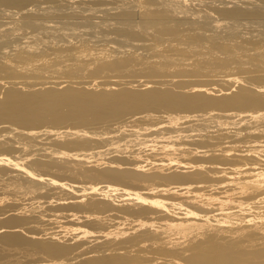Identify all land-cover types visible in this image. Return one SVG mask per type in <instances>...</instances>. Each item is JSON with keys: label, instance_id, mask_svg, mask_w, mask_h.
<instances>
[{"label": "bare ground", "instance_id": "1", "mask_svg": "<svg viewBox=\"0 0 264 264\" xmlns=\"http://www.w3.org/2000/svg\"><path fill=\"white\" fill-rule=\"evenodd\" d=\"M0 264H264V0H0Z\"/></svg>", "mask_w": 264, "mask_h": 264}, {"label": "rangeland", "instance_id": "2", "mask_svg": "<svg viewBox=\"0 0 264 264\" xmlns=\"http://www.w3.org/2000/svg\"><path fill=\"white\" fill-rule=\"evenodd\" d=\"M7 219H8V218H7ZM2 221H3V220H2ZM2 221H1V224H3V222H4L5 225H6V224H7V225H10V224L12 223L13 220H10V218H9V220H5V221H3V222H2ZM4 224H3V225H4ZM8 233H9V234H8ZM11 233H13V232H11ZM11 233H10V232H7L6 236H8V237H10V238L13 237L14 235H11ZM16 235H17V234H16Z\"/></svg>", "mask_w": 264, "mask_h": 264}]
</instances>
